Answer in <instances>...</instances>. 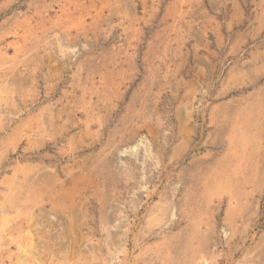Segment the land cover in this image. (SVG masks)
<instances>
[{
    "label": "rangeland",
    "instance_id": "1",
    "mask_svg": "<svg viewBox=\"0 0 264 264\" xmlns=\"http://www.w3.org/2000/svg\"><path fill=\"white\" fill-rule=\"evenodd\" d=\"M0 264H264V0H0Z\"/></svg>",
    "mask_w": 264,
    "mask_h": 264
},
{
    "label": "bare ground",
    "instance_id": "2",
    "mask_svg": "<svg viewBox=\"0 0 264 264\" xmlns=\"http://www.w3.org/2000/svg\"><path fill=\"white\" fill-rule=\"evenodd\" d=\"M135 147V146H134ZM74 179V178H73ZM79 192V191H78ZM60 196V195H59ZM24 250V249H23ZM23 252H26V251H23ZM27 256V254H25ZM29 255V254H28Z\"/></svg>",
    "mask_w": 264,
    "mask_h": 264
}]
</instances>
